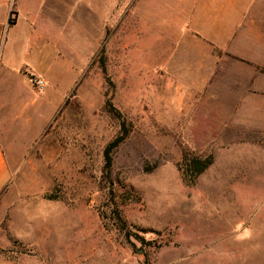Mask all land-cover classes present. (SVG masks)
<instances>
[{"label": "rangeland", "instance_id": "rangeland-1", "mask_svg": "<svg viewBox=\"0 0 264 264\" xmlns=\"http://www.w3.org/2000/svg\"><path fill=\"white\" fill-rule=\"evenodd\" d=\"M79 2L0 68V264H264V0Z\"/></svg>", "mask_w": 264, "mask_h": 264}, {"label": "crops", "instance_id": "crops-1", "mask_svg": "<svg viewBox=\"0 0 264 264\" xmlns=\"http://www.w3.org/2000/svg\"><path fill=\"white\" fill-rule=\"evenodd\" d=\"M79 1L37 0L33 10H30L26 7V0H0V68H2L3 72H14L19 70L21 66L28 64L24 59L25 57L19 64L12 62L9 49L14 42L13 35L15 32H19L24 36L23 43H20V49L24 53L29 51V54L32 55L31 50H37L38 46L32 47L31 35L40 33L43 30L42 24L46 25L48 23L49 13L53 18L58 17V12L61 17L72 18L76 15L75 12H79ZM9 17L13 19L12 24H8ZM5 78L7 77H3L0 80L4 81ZM6 176L7 166L0 147V180Z\"/></svg>", "mask_w": 264, "mask_h": 264}, {"label": "trees", "instance_id": "trees-1", "mask_svg": "<svg viewBox=\"0 0 264 264\" xmlns=\"http://www.w3.org/2000/svg\"><path fill=\"white\" fill-rule=\"evenodd\" d=\"M13 19L11 17L8 18V24H12ZM98 66L101 69V72L103 73L105 77V81L107 84L108 90L112 89L113 85L110 79L106 76V70H105V62H104V55H103V49L98 53L97 56ZM104 109L110 113L111 115L115 116L119 121V131L117 135L111 139L104 147L103 149V171H104V178L109 177V171L112 165V155L115 149L126 139V137L129 134V126L126 123V120L121 116V114L113 107V105L110 102V99L108 96L105 99L104 103ZM213 162L212 155H208L205 157H198L190 154L189 152L184 151L181 159V173L183 176V179L186 182L192 183L194 180L202 173L204 172ZM113 215V221L117 228L120 230H124V227L121 223V219L119 217V214L114 213ZM141 242H150V241H144L141 239Z\"/></svg>", "mask_w": 264, "mask_h": 264}, {"label": "built area", "instance_id": "built-area-1", "mask_svg": "<svg viewBox=\"0 0 264 264\" xmlns=\"http://www.w3.org/2000/svg\"><path fill=\"white\" fill-rule=\"evenodd\" d=\"M36 82H37V85H39L40 88L43 87V81L42 80H38Z\"/></svg>", "mask_w": 264, "mask_h": 264}]
</instances>
